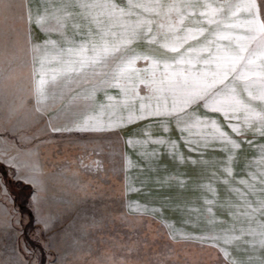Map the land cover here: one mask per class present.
Wrapping results in <instances>:
<instances>
[{
	"label": "snow or ice",
	"instance_id": "obj_1",
	"mask_svg": "<svg viewBox=\"0 0 264 264\" xmlns=\"http://www.w3.org/2000/svg\"><path fill=\"white\" fill-rule=\"evenodd\" d=\"M0 101L4 132L39 125L30 135L20 132V139L35 144L0 159L31 186L29 203L43 224L40 231L53 226L47 204L58 178L71 172L73 187L83 193L77 199L96 194L111 177L122 178L127 194L136 182L129 170L136 167L145 173L138 181L141 191H151L147 185L153 182L175 180L183 188L193 181L201 192L193 203L204 204L195 218L192 210L184 213L183 222L201 230L178 229L164 217L165 203L191 209L172 204L170 197L161 198L159 208L127 200L122 217L155 216L172 239L209 244L223 264H264V0H0ZM135 122L134 132L122 135ZM73 133L92 139L72 140ZM103 137L111 138L108 167L93 158L106 151L96 142ZM51 144L75 147L80 155L54 164L53 171L42 157ZM128 144L138 148L136 161L123 150ZM246 149L253 154L242 156ZM164 157L174 165L172 172L161 163ZM193 166V176L181 171ZM90 173L95 180L82 182L81 175ZM221 182L236 195L221 200L215 187ZM217 207L227 216L217 215ZM105 219L93 216L82 224L70 245L67 234L46 241V248L56 247L48 264H68L67 247L87 245L90 254L89 229L103 232ZM23 223L7 183L0 184V229H13L16 237L0 264H41L39 252L26 243L19 247ZM134 245L120 247L131 252ZM94 264H125V258L101 255Z\"/></svg>",
	"mask_w": 264,
	"mask_h": 264
},
{
	"label": "rangeland",
	"instance_id": "obj_2",
	"mask_svg": "<svg viewBox=\"0 0 264 264\" xmlns=\"http://www.w3.org/2000/svg\"><path fill=\"white\" fill-rule=\"evenodd\" d=\"M42 0H32L33 4L41 3ZM42 34L37 30V36ZM53 38H55L53 36ZM78 91V89L76 90ZM98 97L103 99V94L99 93ZM2 103V101H0ZM139 126V122H135L131 125L125 126L122 130V135L125 137L127 134L134 132ZM39 125H35L28 129H19L16 131L4 132L0 129V156L5 152L14 154L16 148H28L36 143L35 140H22L20 139V132H26L31 134L35 131V128ZM155 134L159 135L160 132ZM68 137L69 134H63ZM5 137L8 140H5ZM43 138V137H41ZM56 138L59 139L60 134H56ZM72 140H79L84 142L92 139L85 133H73L70 137ZM97 143H103L105 146V153L97 152L93 158H99L104 160L105 166L108 164L107 153L111 151L108 148L111 142L110 137L96 138ZM159 147L158 145H153ZM126 151L133 161L138 159L136 152L138 148L128 144L124 146ZM92 152V149H88ZM116 161L120 163V149L117 148ZM187 152V150L185 149ZM239 151V150H237ZM195 155L194 153H188ZM253 153L250 149H246L242 156H251ZM80 155L79 151L75 147L65 148L63 144L57 146L56 144L45 145L42 149V157H47V167L55 171L53 165H61L68 161L75 160L76 156ZM209 157L215 155H222L219 152H209ZM67 156V161L62 158ZM161 163H167L169 165V172L173 171L174 165L167 157L161 161ZM243 159H241L238 165H234V168L239 170V167L243 166ZM70 168H75V164H70ZM181 171H186L188 176H193L198 171L196 167L182 168ZM103 175V173H100ZM144 172L136 167H132L129 170V175L136 181L132 184V191L127 194H122L121 177H111V173L108 175L111 179L105 184L103 181L97 186V193L90 194L87 199H77V196L83 197V193H77L72 183L71 172L68 173L67 178H58L54 183L51 193V201L47 204V207L54 215L53 226L44 231H40L43 228V224L38 223L37 215L34 212L30 200L31 186L22 179L15 177L12 174V169L9 165L0 159V184L7 183L10 189L12 197L15 199L16 207L24 218L23 231L19 237V247L23 250L25 243L29 248H32L39 252L41 264H48L49 256L55 257L56 247L46 248L45 242L49 240H61L65 234H67L66 244L70 245L73 235L78 234L80 226L86 222H91L93 216L97 218L104 216L105 228L103 232L97 229H89V237H87L88 243L91 244L90 254L88 252L87 245L83 250L73 249L67 247L69 255L67 256L68 264H94V259L101 255H111L116 253L117 256H124L125 264H223L222 255L209 244H201L199 241H188L180 239H172L168 235V230L165 225L161 223L155 216L145 215L139 219L133 214H129L127 219L120 214L127 211L125 202L127 200L138 201L141 204L151 201L155 207L161 206V198L170 197L172 204H190L191 209L185 207L183 212L180 209L167 206L163 209L164 217L171 221L176 228H186L189 231H200L195 225L184 223L188 217L184 214L189 210L193 211V218H195L194 212L196 208H199L204 204L203 199L194 198L200 197L201 192L193 187V181H186V186L181 188L178 186L175 180L169 183L158 186L156 183H149L147 189L151 191H141V185L138 182L143 179ZM152 175H156L153 173ZM161 178L165 173L160 171ZM81 181L88 179L95 180V174L90 173L88 175H81ZM239 186V185H237ZM217 194L221 200L227 196H235V193H229L226 191V186L221 182L215 185ZM90 189V193H91ZM209 198H211L209 196ZM217 215L227 216L225 210L216 208ZM203 225V221H201ZM97 237H103L98 240ZM145 238H147L145 240ZM16 237L14 230L9 229L5 232L0 229V258L6 255L5 246L10 249L13 246ZM135 242L134 250L128 252L126 248L120 247L122 244L129 246ZM28 258L27 256L25 257ZM35 258V257H33Z\"/></svg>",
	"mask_w": 264,
	"mask_h": 264
}]
</instances>
